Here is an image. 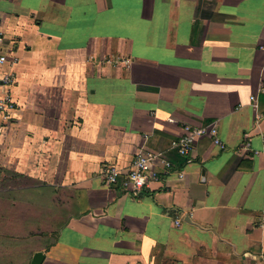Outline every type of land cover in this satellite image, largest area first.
Segmentation results:
<instances>
[{
    "label": "crops",
    "instance_id": "1",
    "mask_svg": "<svg viewBox=\"0 0 264 264\" xmlns=\"http://www.w3.org/2000/svg\"><path fill=\"white\" fill-rule=\"evenodd\" d=\"M0 32V264H264V0H0ZM139 153L173 169L108 187Z\"/></svg>",
    "mask_w": 264,
    "mask_h": 264
},
{
    "label": "built area",
    "instance_id": "2",
    "mask_svg": "<svg viewBox=\"0 0 264 264\" xmlns=\"http://www.w3.org/2000/svg\"><path fill=\"white\" fill-rule=\"evenodd\" d=\"M4 41V35L0 32V43H4ZM17 62V59L10 60L5 55L0 57V64L9 63L14 67ZM14 83L15 78L12 74L0 78V86L11 87ZM260 93L264 95V87L260 90ZM251 100L254 104H257L256 96H253ZM15 109L16 103L12 95L10 93L6 94L0 100V117L6 121L10 120L11 113L15 111ZM185 132V136L173 144V148L183 157L189 156L195 141L202 137L213 138L217 146L221 149H225L224 144L219 138L218 130L214 127L210 129L186 127ZM245 148L250 149V144H247ZM156 167H161L162 170L169 172L173 169V164L160 154L139 153L134 158L130 169L126 173H123L115 166H108L104 170L105 181L108 187L120 186L123 190L130 191L137 196L142 193L152 181L159 179L160 173H158ZM180 176L183 177V174H180ZM179 224L180 221L178 220L177 225Z\"/></svg>",
    "mask_w": 264,
    "mask_h": 264
},
{
    "label": "water",
    "instance_id": "3",
    "mask_svg": "<svg viewBox=\"0 0 264 264\" xmlns=\"http://www.w3.org/2000/svg\"><path fill=\"white\" fill-rule=\"evenodd\" d=\"M44 261V255L42 253H37L34 257L32 264H42Z\"/></svg>",
    "mask_w": 264,
    "mask_h": 264
}]
</instances>
